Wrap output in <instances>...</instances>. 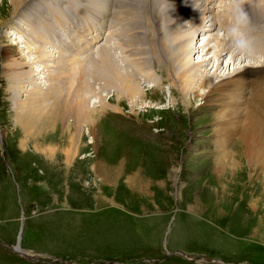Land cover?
Returning <instances> with one entry per match:
<instances>
[{
    "label": "rangeland",
    "instance_id": "rangeland-1",
    "mask_svg": "<svg viewBox=\"0 0 264 264\" xmlns=\"http://www.w3.org/2000/svg\"><path fill=\"white\" fill-rule=\"evenodd\" d=\"M156 1L29 0L20 2L18 8L22 7L12 16L7 13L9 0H0V264H68L48 262L55 258L77 264H264V136L246 128L251 112L247 104L237 102L242 94L248 98L252 88L235 90L230 99L221 98L224 91L217 88L214 95L221 101L212 103L202 93L212 88L197 89V79L195 89L182 96L183 82L176 76L180 61L207 59L210 52L207 56L200 49L193 54L178 49L169 21L175 14L169 13L168 1L163 10H159L163 0L158 6ZM228 1L215 0L218 12L209 8L206 20L216 13L225 15L226 6L220 5ZM179 2L191 4L179 19L185 29H194L192 22L204 15L201 0ZM224 18L228 26L222 32L228 33L233 21L231 16ZM259 21L243 30L251 45L249 56L237 54L229 68L230 53L223 60L224 55L219 60L211 56L212 61L196 66L194 75L209 77L221 87L235 66L249 64L245 81L251 83L254 72L263 81L264 68L250 67L264 58L252 43L264 35V22ZM219 28L215 33H221ZM33 29L38 39L30 34ZM39 40L51 56L33 68L47 74L50 67L56 87L43 86L50 83L48 76L30 86L35 75L13 79L5 69L4 63L10 61L5 56L15 62L35 58L24 50ZM191 45L198 47L196 41ZM69 53L77 55L71 54L84 70L74 78L73 88H81L86 98L113 94L109 103L117 102L121 111L112 106L87 108L93 110L89 121L75 123L80 103L75 92L81 89L69 88L71 70L66 74L64 62L55 63L60 59L55 55ZM102 53L114 59L120 71L138 77L141 94L135 105L123 94L117 100L119 87L114 90L97 80L93 66L101 68L103 77L109 71ZM215 62L222 66L213 78ZM30 66L17 70L32 73ZM54 95L60 96V108L66 110L64 122L34 124L32 118L31 127L23 132L16 105L31 110L40 104L50 107ZM225 112L228 115L218 119ZM74 131L77 135L70 136ZM34 137L46 146H60L58 154L36 151ZM12 246L41 260L28 261Z\"/></svg>",
    "mask_w": 264,
    "mask_h": 264
},
{
    "label": "bare ground",
    "instance_id": "bare-ground-1",
    "mask_svg": "<svg viewBox=\"0 0 264 264\" xmlns=\"http://www.w3.org/2000/svg\"><path fill=\"white\" fill-rule=\"evenodd\" d=\"M29 0H9V7L11 8V10H10V8H9V10H8V12L7 13H10V14H12V16H15V12H16V10H17V8H18V6L20 5V2L22 3V4H24L25 2L27 3ZM119 1V0H118ZM133 1H135V0H130V3H132ZM137 1V0H136ZM161 1V0H160ZM166 1H168V3H165V5H167L168 7L167 8H169V13H172L173 14V12H174V14H175V17H173V18H170V24H171V26L172 27H175V36L173 37L172 35H171V33H170V35L169 36H172L173 37V39H174V43H176L177 45H178V49H180V48H182L183 49V53H191V54H193V52L194 51H199V49L201 50V51H204V54H208L209 52V57L207 58V59H201V60H197V61H191V59L189 58V60L191 61H189L188 59H185V60H181L180 61V66H181V71H180V73H178V74H176V76H177V78L179 79H177L178 81L177 82H183L182 83V85L180 84L179 85V93H181V95L182 96H184V93H186V91L187 92H189V91H193L194 89H195V87H194V84H193V82L195 83L196 81H197V79H199V83H198V87H197V89H204V88H212V89H208L209 90V92L208 91H205V90H203L202 91V93L204 94V97H206L207 99H209V102H212V103H215L216 101H219L220 99L217 97V95H214V94H216V91L217 90H219V89H217V88H220V90H223L224 91V93L222 94V97L221 98H234V96L231 94V93H234L235 92V90H239V89H241L242 87L243 88H247V89H249V88H252V91H251V89H250V91H249V93H248V95H249V97L247 98L246 96H244V94H242V96H240V98L241 97H243L242 98V101H237V102H240V104H247L246 105V107L250 110V112H251V116L249 117V118H247L249 121H250V126L249 127H246L247 129H249L250 127H252L255 131H256V133L259 135V136H264V80L263 81H261V78L259 77V76H255V74H256V72H254V74H252V75H254V78L252 79V82L251 83H249L248 84V82L247 81H245V79L247 78V76H246V74H247V66L249 65V64H247V65H243V66H235L230 72H228L227 73V77L226 78H228L226 81H224V85H221V87H216V86H214V82L213 83H211L212 82V80H211V78L209 79V80H207L205 77H203V75H198V74H195L194 75V71H195V69H196V66L198 67V66H203L204 64H206L209 60L210 61H212L211 60V56H214L215 57V59L216 60H219V58H220V56L221 55H224V57H222L221 56V60H223V58H225L226 57V53H230V56H231V59H230V62L228 63V68H229V65H230V63H232L233 65L235 64L234 62H235V59H236V56H237V54L238 55H240L239 53H236V52H234V50H233V45H232V42L230 41V39L229 38H227V36L225 37L223 34H218V33H215L216 32V29H217V27L219 28H224L225 27V25H227V22H226V19L224 18L225 17V15H228V17L229 16H231V18H232V21L234 22V17H233V10H232V5H231V0L230 1H228L227 3L225 2V4L224 5H220V6H222V7H225L226 6V8L224 9V12L226 11V14L224 15V13L223 14H213L212 15V17H211V23H209L208 24V26L207 27H205L204 29H200V30H198L199 28H203L204 26H205V23H207V20H206V16H205V14L208 12V10H209V8H210V10H209V12H214V7L215 6H213V5H211V7H210V3H211V0H209V1H207L206 3H205V0H202V1H204V3H205V7H206V11H205V14L202 16L201 15V17H198V19L196 20V22H192L193 20L190 18L189 19V23L191 24V22L192 23H194V25H195V28L194 29H192L191 28V30H189V29H185L184 27L185 26H183V23L181 22V20L179 19V14H182V13H184V11H185V9H187V7H189L190 5H188V6H186V5H180L179 6V0H163V1H161L162 3H161V6H159L160 8H159V10H163V9H161V7H163V4H164V2H166ZM196 1H198V0H196ZM200 1V0H199ZM222 1H224V0H222ZM113 2V1H112ZM128 2L129 1H126V3L128 4ZM141 2H142V0H141ZM118 2H116L115 3V6H116V4H117ZM144 3V2H143ZM146 3V2H145ZM144 3V4H145ZM154 3H156L157 4V6H158V0L156 1V2H154ZM203 3V2H202ZM208 3V4H207ZM142 4V3H141ZM147 4V3H146ZM186 4V3H185ZM198 4V3H197ZM155 5V4H154ZM153 5V6H154ZM22 7V5L19 7V8H21ZM18 8V9H19ZM154 9H156V7L154 6L153 7ZM203 8V7H202ZM150 10V9H149ZM202 9H200V11H201ZM245 10L247 11V13H248V17H249V19H250V21H249V23H251L253 20L255 21V20H262L263 22H264V0H250V3L249 4H247V5H245ZM18 11V10H17ZM153 11V10H152ZM191 13H193L194 11H190ZM201 13V12H200ZM202 14V13H201ZM190 15V14H189ZM224 17H223V16ZM138 16V15H137ZM170 16V15H169ZM184 16V15H183ZM186 16V15H185ZM222 16V17H221ZM187 17H189V16H187ZM183 18V17H182ZM216 18H217V20H216ZM209 21V20H208ZM262 21H259V22H262ZM187 22V21H186ZM147 23V22H146ZM169 24V23H168ZM187 24V23H186ZM252 24V23H251ZM250 25V24H249ZM257 25H258V23H257ZM228 26V25H227ZM232 25L230 24L229 25V28L231 27ZM262 26L264 27V23L262 24ZM191 27V26H190ZM213 28V29H212ZM219 28V29H220ZM225 28H227V27H225ZM251 29V28H250ZM209 30H213V31H209ZM226 30V29H225ZM228 30V29H227ZM245 30H246V28H245ZM201 31V32H200ZM219 31V30H218ZM223 31V30H222ZM199 32V33H198ZM224 32V31H223ZM30 33V32H29ZM201 33H203V35H202V39L204 40L205 39V37H206V39H205V41L202 43V45H200V46H198V47H192V43H193V41H194V39H195V36H196V38H199L198 36L201 34ZM22 34H25V32H23ZM31 35H33V37L35 38V39H38L37 38V35H36V33H35V31H34V29H33V31L30 33ZM225 35L227 34V33H224ZM246 34H247V32H246ZM99 35V34H98ZM259 37L258 38H256L257 40H255L256 42H255V44H256V47H258V49H260V50H262L263 52H264V35H262V34H260V35H258ZM228 39V40H227ZM25 41L24 40H22L20 43H24ZM213 43H215V45L216 46H214L213 45ZM252 43H254V42H252ZM44 44H42L41 42H40V40H39V44H36V43H32V46H28L27 47V45H26V50H24L25 51V53L26 54H35V58H30V57H28V59L26 60V62L24 61V62H20V61H16L15 62V60H11L10 58H9V56H5V59L6 60H10V61H8L7 63L5 62H3L4 63V65H6V68L5 69H7V70H10L11 71V76H12V78L14 79V77H15V75L17 76V77H19L20 75H22V74H26V75H35V77L34 78H32V80L30 81V86L32 85H34V84H36V82L38 81V79H40L41 78V81H46V80H50V83L49 84H43V86H49L50 85V87L52 86V87H56L55 85H56V83H55V85H53L54 83H53V79H52V69L50 70V67H49V69H47V74L45 73L46 71H43V69H41L42 70V72H40L41 70L40 69H34L33 68V65H34V63H37V62H40L41 60H43V59H47V58H49L51 55L50 54H46V53H48V51H46V50H44V46H43ZM252 45H254V44H252ZM204 46L205 47H207V48H204ZM218 46H220V47H218ZM22 48H23V46H21ZM157 47V46H156ZM177 49V50H178ZM181 50V49H180ZM233 50V51H232ZM232 51V52H231ZM182 52V51H181ZM258 52V51H257ZM163 53V52H162ZM168 53V52H167ZM166 53V54H167ZM170 53H172L173 54V51H171ZM179 53V52H178ZM236 53V54H235ZM24 54V52H22V59L23 60H25L24 59V56L25 55H23ZM71 54H74V55H76L75 53H69V55H65V56H60V54H59V56L58 55H55L56 57H60V59H57V61L55 62V63H58V62H60V61H63L64 62V65H63V72H65L66 74H67V72H69V70H71V72H72V79H71V81H70V84H69V88H73V87H75V86H77V84L75 83V79L74 78H76V75H80V76H82V73L84 72V70H82L83 69V67H80L81 65H80V62H79V60L77 59V57H75V56H73V55H71ZM175 54H177V52L175 53ZM181 55V54H180ZM183 55V54H182ZM181 55V56H182ZM186 55V54H185ZM207 55V56H208ZM54 56V55H53ZM54 56V57H55ZM77 56V55H76ZM187 56V55H186ZM193 56V55H192ZM241 56H243V55H241ZM249 56V55H248ZM95 57V56H94ZM170 57H172V56H170ZM175 57V56H174ZM213 57V58H214ZM9 58V59H8ZM92 58V57H91ZM102 58L104 59V61H106V66H108V68H109V71L108 72H106V71H104V77L102 76L103 75V72H101V74H100V69L101 68H98L97 66H93V68H94V71H95V74L97 75V80L99 79V80H101V81H103L102 83L104 84L103 86H109V85H111L113 88L112 89H114L115 90V88H120L119 89V91H118V93L119 94H117V96H116V98H117V100L119 101V99H121L123 96H122V94L123 95H125V97L129 100V102L130 103H132V105L131 106H133V105H135L136 104V102H137V98L140 96V94H141V85H140V83H139V81H138V77H136V78H133V75H129L128 74V72L127 71H120L115 65H114V62H113V60L114 59H111L107 54H105V53H102ZM101 58V59H102ZM176 58H178V55H176ZM175 58V59H176ZM244 58V57H243ZM255 58V57H254ZM32 59H34V61L32 60ZM160 60H161V58H159ZM172 59V58H171ZM215 59H214V61H215ZM244 59H246V58H244ZM18 60V59H17ZM30 60H31V62H30ZM59 60V61H58ZM93 60V59H92ZM177 60V59H176ZM175 60V61H176ZM179 60V59H178ZM90 61V60H89ZM94 61V60H93ZM161 61H164V59L163 60H161ZM169 61V60H168ZM171 61V60H170ZM169 61V62H170ZM244 61V60H243ZM254 61H255V59H254ZM259 61V63L260 62H263L264 61V58L262 59H260V60H258ZM47 62V61H46ZM101 62V61H100ZM166 62V61H165ZM174 62V61H173ZM50 63H53L52 61L50 62L49 61V65H51ZM92 63H94V62H92ZM97 63V62H96ZM168 63V62H167ZM177 63V62H176ZM193 63V65H191ZM216 63V62H215ZM25 64H29V65H31L30 66V72L32 71V73H28L27 71L25 72V71H23V70H17L20 66H23L24 67V65ZM164 64V63H163ZM173 64V63H172ZM210 64H212V62L210 63ZM210 64H208V65H210ZM97 65V64H96ZM140 65V64H139ZM142 65V64H141ZM78 66V67H77ZM143 66V65H142ZM222 66V63L220 62L219 63V65L216 63V65L214 66V68H216L214 71H213V78H214V76L215 75H217V71H218V68H220ZM252 66V65H251ZM22 67V68H23ZM55 67V66H54ZM159 67V66H158ZM173 67H175V66H173ZM176 67H178V66H176ZM140 68H143V67H140ZM256 68V67H255ZM12 69V70H11ZM144 69V68H143ZM146 69V68H145ZM178 69V68H177ZM226 69V68H225ZM260 69H262V68H260ZM179 70V69H178ZM217 70V71H216ZM245 70V73L243 72ZM14 73H13V72ZM49 71V72H48ZM89 71V70H88ZM92 71H93V69H92ZM144 71H146V70H144ZM188 71H190L191 73H188ZM205 71V70H204ZM261 71H264V70H261ZM261 71H258V72H261ZM9 72V71H8ZM38 72V73H37ZM175 72H177V71H175ZM197 72V71H196ZM54 73V72H53ZM64 73V74H65ZM79 73V74H78ZM188 73V74H187ZM40 74H42V75H40ZM91 75H92V78H94L95 80H96V78H95V76H93V74L92 73H90ZM88 72H87V75L89 76L90 75ZM264 74V73H263ZM173 75V74H172ZM223 75H225V74H223ZM10 76V77H11ZM47 76L48 77H50V78H48L47 79ZM133 78V80L131 79V77ZM141 76V75H140ZM146 76V75H145ZM200 76V77H199ZM104 79H103V78ZM38 78V79H37ZM202 78V79H201ZM37 79V80H36ZM135 79V80H134ZM136 79H137V81H136ZM223 79H225V78H223ZM11 80V79H10ZM132 80V81H131ZM33 81V83H31ZM223 81V80H222ZM35 82V83H34ZM81 82H82V84H83V87H85V84L83 83V81L81 80ZM89 82V81H88ZM257 82V83H256ZM38 83V82H37ZM47 83V82H46ZM176 83V81L174 82V86H176L177 84H175ZM256 83V84H255ZM38 84H40V83H38ZM42 84V83H41ZM99 84V83H98ZM159 84H160V82H159ZM255 84V85H254ZM157 85V84H156ZM115 87V88H114ZM173 87V86H172ZM48 88V87H47ZM31 89V88H30ZM29 89V90H30ZM73 89H75L74 90V92L75 91H78V90H80L81 88H73ZM83 90L81 89V91H80V93H79V91L76 93L75 92V94H78V96H77V98L80 100V103H78L77 102V104H76V113L74 114V121H75V123H77L78 121H89V115L91 114V113H93V110H91V111H87V108H95L96 109V106L98 107H104V108H109V107H111L112 106V109H114V110H116V111H121L120 109L121 108H119V105H118V103L117 102H115L114 104H112V103H109V96L111 97V95H113V94H111V95H108V94H99V96H93V97H91V96H88L89 98H86L87 96H85L84 94H83V92H82ZM85 91H86V88H85ZM84 91V92H85ZM240 91V90H239ZM238 91V92H239ZM117 92V91H116ZM207 92L209 93V94H207ZM230 92V93H229ZM241 92V91H240ZM244 92V91H243ZM206 93V94H205ZM110 94V93H109ZM187 94V93H186ZM226 95H228V96H226ZM41 96H43V97H46L48 100H49V98L51 99V97L49 96V95H41ZM41 96H39V98L41 97ZM53 96V95H52ZM55 96V95H54ZM122 96V97H121ZM233 96V97H232ZM121 97V98H120ZM38 98V97H37ZM75 98V97H74ZM124 98V97H123ZM229 98V99H230ZM34 98H30V100H33ZM211 99H214V100H211ZM59 100H60V96L59 97H57V96H55V98H53V102L52 103H55V104H53L52 106H50L49 107V105L46 107V106H44V105H38V106H35V108L33 109V110H31V109H23V107L24 108H26L25 106H23L22 107V105L20 104V105H16V107L14 108V111L16 112V115L17 116H20V118H21V122H22V124H21V127H23V132H27L28 131V129L31 127V123H30V120L32 119V118H34V119H36V120H34L35 121V123L34 124H36V122L37 123H41V122H46V121H49V122H51V123H57L58 121L59 122H61V123H63L64 121H63V118H64V114H66V110H64L63 108H60L61 107V104H60V102H59ZM126 100V99H125ZM187 100V99H186ZM231 100H233V99H231ZM230 100V101H231ZM237 100V99H236ZM241 100V99H240ZM36 101H39V100H36ZM77 101V100H76ZM221 101V100H220ZM187 102L189 103V101L187 100ZM248 102V103H247ZM43 103V102H42ZM188 103H186V104H188ZM111 104V105H110ZM51 105V104H50ZM71 105V104H70ZM190 105V104H189ZM48 107H49V109H48ZM64 107V106H63ZM72 107H74V106H72ZM159 108V107H158ZM98 109V108H97ZM111 109V108H110ZM104 110V109H103ZM238 110H241V108H238ZM115 111V112H116ZM133 112V111H132ZM228 115V113H222V114H220L219 116H218V119H223L225 116H227ZM66 116V115H65ZM18 118V117H17ZM92 119V118H91ZM95 119V118H94ZM93 119V120H94ZM92 120V121H93ZM94 122V121H93ZM55 123V124H56ZM92 124V123H91ZM47 125V124H46ZM52 125H54V124H52ZM43 126V125H42ZM41 126V127H42ZM44 129V128H43ZM93 129V128H92ZM38 130V132H42V129H37ZM252 132H253V130H251ZM250 131L248 130L246 133H244V135L243 136H245L246 138L248 137V136H250V133H249ZM58 133V132H57ZM71 134V133H70ZM73 134L74 135H70V136H76L77 135V132L76 131H74L73 132ZM254 135V134H253ZM68 136V135H67ZM39 138H40V136H38ZM34 138H36L35 140H37V139H39V138H37V137H34ZM72 139H73V137H72ZM34 140V144H33V147H34V149L36 150V151H38L39 153H42V154H45V152L46 153H50V155H55L54 154V152H57V151H59L60 150V146H50V145H48V146H46V143L44 144V142L40 139V140H37V141H35ZM47 141V140H46ZM56 141V140H55ZM58 142H59V140H57ZM258 141V140H257ZM91 142V141H90ZM67 143H70L71 145H69V147L67 148V150H69V148L72 146V141L71 140H67ZM66 149V148H65ZM263 150H264V148H263ZM68 156H69V154H68V152H65ZM57 154H58V152H57ZM66 162H70L69 161V158L67 157V160H66ZM115 167V166H114ZM100 169H102L101 167H99V170ZM135 184V183H134ZM201 206V205H200ZM17 249H18V247H17ZM23 254V253H22Z\"/></svg>",
    "mask_w": 264,
    "mask_h": 264
},
{
    "label": "clouds",
    "instance_id": "clouds-1",
    "mask_svg": "<svg viewBox=\"0 0 264 264\" xmlns=\"http://www.w3.org/2000/svg\"><path fill=\"white\" fill-rule=\"evenodd\" d=\"M249 3L250 0H231L234 22L227 35L233 43L234 52L241 55H248L251 52V45L243 35V30L249 25L248 13L245 10V5Z\"/></svg>",
    "mask_w": 264,
    "mask_h": 264
}]
</instances>
